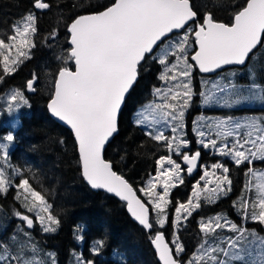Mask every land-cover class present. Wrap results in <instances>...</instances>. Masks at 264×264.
I'll use <instances>...</instances> for the list:
<instances>
[{
	"label": "snow or ice",
	"instance_id": "obj_1",
	"mask_svg": "<svg viewBox=\"0 0 264 264\" xmlns=\"http://www.w3.org/2000/svg\"><path fill=\"white\" fill-rule=\"evenodd\" d=\"M33 7L45 10L50 8V4L46 0H33ZM237 8L230 23L216 20L212 12L208 11L203 14L202 22H197L195 27H188L198 18L190 0H114L103 11L80 15L68 25L71 47L67 59L74 61L75 70L68 67L59 69L47 107L54 117L71 127L78 144L83 178L92 188L106 189L125 201L129 213L146 229L151 230L154 226L149 218V207L137 196V190L123 175L114 171L113 164L104 158L106 142L118 131V113L126 94L137 81L138 66L167 40L168 34L174 30L187 29L177 40L169 41L157 57L158 62L165 66L159 78L177 83L164 93V104L150 105L145 110L149 115L158 112L160 120L169 123L176 121L172 132H182L185 109L193 95L191 76L194 65L189 63L187 55L190 37H194L198 46L191 60L205 73L224 65L246 63L258 44L264 42V0H244ZM36 23L37 16L29 12L12 25L11 35L0 37V66L3 74L15 72L24 60L31 58V50L35 47ZM51 36L53 39L56 37V30ZM169 56L175 57L174 63L169 64ZM2 79L3 76H0V80ZM37 80L34 73L32 79L27 81L26 88L34 91ZM155 92L160 94L161 89H155ZM28 104L23 91L15 90L9 96L7 111L12 112ZM148 120L149 116L141 112L136 123L145 124ZM152 120L160 122L155 116H152ZM209 127H214L217 137L222 138V146L218 149L221 155L231 156L238 166L245 162L250 165L246 175L251 179L245 184V191H254L255 199L242 197L239 208L250 215L252 220L264 224V170L251 167L255 160L264 162V117H252L244 122L228 118L217 120ZM194 130L201 137L199 142L203 147L216 148L217 140L205 141L203 137L206 133L200 130L199 125ZM147 134L156 141H164L170 153H180L181 148L189 144L182 135L167 137L162 131H156L154 135L151 131ZM229 137L233 138L231 146L227 142ZM0 139L8 142H0V150H6L14 141L12 134ZM4 155L7 157V151ZM199 157V151L191 156L182 154L189 174L197 167ZM156 164L155 176H151L138 191L148 197L152 210L156 213L155 223L163 227L168 220L166 209L171 202V189L177 186L175 181L180 184L184 181L181 177V165L171 154L160 156ZM211 169L204 170L193 185L186 202H177L173 220L177 231L173 233L171 246L166 242L163 232H157L152 238L162 264H229V257L232 260L244 259L238 243L246 230L223 216L201 220L199 229L208 236L216 233L217 229L230 227L239 235L227 240L228 247H221L218 243L209 244L205 240L188 259H181L180 254L186 250L178 235L181 221H186L194 210L201 207L202 196L208 202H214L219 195L231 190L229 168L216 163L211 165ZM219 169H222L221 175L216 174ZM201 181H205L203 188ZM11 183L3 168H0V193H7ZM210 184L215 186L210 188ZM16 187L21 190L17 192L16 199L21 200L27 212L35 213V219L43 225V231L55 232L60 221L52 214V205L47 202L45 195L35 190L26 178L20 179ZM158 187L162 192L157 191ZM16 215L29 228L33 226V218L29 215L20 212ZM102 243L96 242L97 245ZM92 250L97 252L99 248L94 246ZM221 254L226 259H221ZM77 259L80 261L79 257ZM9 261L34 264V261L22 258L19 253L11 255L6 246L0 245V264H8ZM80 264H92V261H80ZM260 264H264V258Z\"/></svg>",
	"mask_w": 264,
	"mask_h": 264
},
{
	"label": "trees",
	"instance_id": "obj_2",
	"mask_svg": "<svg viewBox=\"0 0 264 264\" xmlns=\"http://www.w3.org/2000/svg\"><path fill=\"white\" fill-rule=\"evenodd\" d=\"M112 1L46 0L50 8L37 12L34 10L33 0H0V37L6 38L11 35L12 25L21 20L25 14L33 12L37 16L35 47L31 50V58L24 60L17 70L9 75L3 74L0 66V76H3L0 80V138L4 137L5 130L9 129L13 132L15 128V135L18 137L15 144L7 148V157L1 154L0 163L2 162L8 179L12 176L11 167L25 169L23 177L29 180L35 190L45 195L47 202L52 205V214L60 221L55 232H44L43 228L37 229L36 226L28 229L16 216L17 212L33 216L32 213L27 212L21 200L16 199L19 190L9 187L7 193H0V245L6 246L11 255L15 256L19 253L22 258L34 261V264H41L40 259L44 260V264H53V260L55 264H80V261H92V264H157L148 238L159 230L163 232L166 241L171 242L170 231L174 228L175 206L178 201L185 202L190 189L191 179L185 178L183 184H178L171 190L169 196L171 202L166 209L168 220L163 227L155 223L153 210L150 209L149 218L154 226L145 233L128 218L122 203L100 191H91L87 188L79 175L77 155L70 133L57 125L46 113L45 103L49 97V88L59 67L56 63L57 57L52 58V52H55L57 46L51 42V34L56 30L55 38L65 43L67 37L65 28L75 16L97 12L110 5ZM202 1L204 7L199 6L197 0H190L193 10L198 13L196 22L200 21L205 12L210 11L216 20L229 23L230 16L238 10L237 5L244 3V0ZM44 47H46L45 51H48L46 55ZM149 58L148 55L138 66L137 81L126 95L118 115V131L103 151L104 158L113 164V170L124 176L144 202L146 198L138 189L152 173L155 159L161 151L158 141L147 135L132 118L135 109L148 100L149 91L160 85L156 81L159 65ZM39 67L44 68L49 79L44 82V91L35 90L33 94L28 95L25 93L24 81L34 71L41 72ZM200 79H207L208 82L220 80L218 88L223 85L228 88L231 85L260 86L259 102L253 100L252 96L250 98L252 105L260 108L248 109L258 118L264 117V98H262L264 97V42L252 52L243 68L224 70L209 77L199 76L193 69L191 85L197 94L207 86L204 84L200 89L196 87L198 81H204ZM14 87L23 91L29 104L8 112L3 107V94ZM197 94L191 99L185 116V133L191 141L193 135L188 130L194 116L191 115L198 112L200 107ZM230 99L233 100L232 97ZM215 111L222 113L221 116L239 115L233 110L231 113L221 108ZM12 124L16 127L14 128ZM0 142L6 143L2 139ZM235 165L229 164V170L232 171L231 190L219 195L214 202H208L202 196L201 207L192 212L188 219L189 228H193L191 222L195 223L199 218L217 214L225 215L240 226L239 217L244 216V212L242 214L239 209L237 213L235 206L236 200L244 198L243 179L245 175V181L247 180L246 171L249 166L245 162L241 164V167H246L245 171L237 172ZM246 216L249 215L245 214L244 217ZM263 226L264 224L255 221L251 224L246 223L241 228L245 229L254 240H258L264 238ZM252 233L255 235H251ZM178 235L186 249L180 256L182 260H186L185 257L195 244L188 238L185 245L180 230ZM211 237L212 241H209L211 244L219 241L220 246L225 248L227 240L233 238L234 233L228 231L223 234L225 241L220 240L219 233ZM207 239L209 240L210 237ZM97 241H102V245H97ZM94 246L98 247L99 251L93 252ZM222 256L221 254L220 258L225 259ZM249 257L251 258V255ZM262 257V254H258L259 260ZM231 263L238 264L236 260H231ZM8 264H18V262L9 261Z\"/></svg>",
	"mask_w": 264,
	"mask_h": 264
},
{
	"label": "rangeland",
	"instance_id": "obj_3",
	"mask_svg": "<svg viewBox=\"0 0 264 264\" xmlns=\"http://www.w3.org/2000/svg\"><path fill=\"white\" fill-rule=\"evenodd\" d=\"M197 4L199 6H201V7L205 6L204 2L202 0H197ZM227 9H225V11ZM185 31H187V29L184 30V31L182 30L178 34L169 37L167 40L164 41L163 44L159 45L155 49V51L153 52V54L151 56H149L150 57L149 58L150 61H155L156 64L159 65V69H158V72H157V77L158 78L156 79V81L160 85H159V87L152 88L149 91L148 100L143 102L141 105H139L137 107L136 111H134V113L132 114L133 122L136 125L140 126V128H142V130L146 134L151 131L153 133V135H154L156 133V131H162L164 133V135L167 136V137H172L173 135H182L185 139H187L186 138L187 134L185 133V116L187 114V109L188 108L185 109V116H184V120H183V124H184L183 130H182V132H178L176 134H174L172 132V130H171L172 127L176 124V121H171L169 123V122H167L165 120H160L158 112L157 113H152L151 115H149V112L145 111L146 109L149 108L150 105L151 106H155V105L164 104V102H165L164 99H163L164 93L167 91V89L173 87V85L175 83H177L176 81H166V80H161L159 78L161 73L164 71L165 66L158 62L157 57L161 54V49L163 47H165L169 41L177 40L180 36H182L184 34ZM11 34H12V32H11ZM51 42L57 46L55 52L54 53L52 52V58L56 59V57H57V62L56 63L59 66L58 68L70 67V60L67 59L68 55H67V46H66V44L61 42L60 40L58 41L57 38L53 39L52 36H51ZM189 44H190V47L188 48V51H187V55L188 56L192 52V40H191V37H190ZM45 48L46 47H44L43 49H44V52H45V55H46L48 53V51H45ZM174 62H175V57L169 56V64L174 63ZM189 63H190V61H189ZM146 64H148V62H146ZM39 69H40L41 72H39V70L38 71L36 70L33 73H31L28 76V78L25 79L24 84L28 80L32 79L33 74L35 73L36 76L38 77V80L34 84V89L37 90V91H39L40 89L44 91V87H45L44 86V84H45L44 82H45V80H48L49 77H48L47 72L44 71L43 67H39ZM52 80H54V78ZM200 80H204V81H198V84L196 85V87L198 86L199 89H200V88H202L204 86V84H207V86H206V88L203 91L199 92V94H197L196 91H193L192 98L195 97L196 94H197V97H199V101H200V107H199L198 112H194L191 115V116H193V115L194 116L192 117V119L190 121L189 128H188V130L193 135V143H192V145H190V140L187 139L189 141V144L187 146H185V147H182L181 150H180V153H176L175 151L170 153L168 148H167V146H166V144H165V142L164 141H158L159 148H160L161 151L158 153V155H157V157L155 159V162H154L153 171L148 177V179H149L151 176H155L156 170H157L156 161L159 159V157L171 154L172 158L174 160H176V162L181 165V169H182L181 177L183 178L185 176V174H184V169L185 168L182 166V163H181L182 154L187 153L189 155L190 153H195V152L199 151L197 146H200V148H202L203 150H206L205 153H202V154L200 153L199 164L197 166L198 170H196L195 174L192 176L193 178H192V180L190 182V189H189V192H188V195H187V198H186L185 202L188 200V198L191 195L193 185L195 184V182L197 180L200 179V176L203 175V172H204L205 169H207L208 171H211L212 170L211 169V165L216 164V163H220V164H222L223 166H225L227 168H229V164H230V166L235 164L231 156H225V155H221L220 154L218 149H219V147L222 146V143H221V139L222 138H218L217 135H216V129L214 127H209V125H214L215 121H217V120H224V119H228V118H231L233 121L244 122V121H246L249 118L257 117V115H253L248 108H260V106H253L252 102H251V99H250L251 96H252L253 100H257L259 102L260 95H261V87L260 86H257V87L254 88L250 84L249 85H231V87L228 88L227 86L223 85L222 87L218 88V87H214V85L219 86V84L221 83L220 80H211L210 82H208L209 80H207V79H200ZM185 82H187V81H185ZM49 89H50V91H49V95H50L51 92H52V85H51V88H49ZM155 89H161V93L157 94L155 92ZM15 90H18V89H16L14 87V88L8 90L7 92H5L3 94V96H4L3 97V103H4L3 107H4V109L6 111L8 109L9 96ZM192 90H193V87H192ZM201 94H204V95H201ZM206 97H207V99H206ZM231 97L233 98V100L230 99ZM236 101H239V103H237ZM190 103H191V100H190ZM190 103H189V106H190ZM231 104H232V106L229 108V106ZM216 108L225 109V110H227L226 112H229V113H231V110H233L235 114H239V115L236 116V117H230V114H227V115L225 114L224 116H221L222 113H216L215 110H211V109H216ZM141 112H144L145 116H149V120L145 124H137L136 123V120L138 119V116H139V114ZM214 115H216V116H214ZM152 116H155V118L157 120H159L160 122L159 123L153 122ZM198 125L200 126V130L204 131L206 133L205 137H203V139L205 141H207L208 139H216L217 140L216 148H212V147L205 148L199 142L201 140V137H199L197 135L196 131L194 130ZM12 126L14 128L16 127L14 124H12ZM14 130H16V128ZM14 130L12 132L11 130L7 129V130H5L3 132L4 137L7 136L8 134H12L13 137H14V141L9 144V148H11L15 144L17 139H18V137L15 135V131ZM232 140H233L232 137H230V139L227 138V142L229 143V146H231ZM6 143H8V142L6 141ZM6 150H0V156H1V154H4V152ZM246 164L250 167V165L247 162H246ZM0 166H1L0 168L4 167L2 162L0 163ZM234 167L237 168V172H240V171L244 172L245 169H246L245 166L241 167V165H239V166L235 165ZM251 167H253L254 169H257V170H264V163H262V161H260V160H255L253 162V164L251 165ZM24 171H25V169H14V168L11 167L12 176H11V179H9V180H11L12 183H11L10 187L13 188V189H16V191L18 190L16 185L19 184L20 179L24 178L23 177ZM231 173H232V171L229 170L228 176H229L230 179H231ZM216 174L217 175H221L222 174V169L217 170ZM148 179L145 182L143 181L141 187H144L146 185ZM249 179H251V178L249 176H247V180L245 181V175H244L243 187L249 181ZM175 183L177 185L180 184L178 181H175ZM204 183H205V181H201V188H203ZM214 186H215L214 184H210L209 185L210 188L214 187ZM19 191H21V190H19ZM157 191L158 192H162V189L158 187ZM242 191H244V193H243L244 199H249V200L255 199V192L254 191L249 192V191H245V189H243ZM142 195H144V194L142 193ZM145 198H146L145 201L150 206V209H152L151 204L149 203L148 197L145 196ZM239 201L240 200H236V206L235 207H237V213L239 212V209H240L239 208V204H238ZM241 212L243 214L244 211L241 210ZM32 214H33V216H30V214H29V216L33 218L34 223H33V226L31 228H29V229H32L35 226H36L37 229L43 228V225H41L39 223V221H37L35 219V215H34L35 213H32ZM153 214H154L155 220H156V213L154 211H153ZM215 216H223L228 221L234 223V221H232L231 219H229L228 217H226L225 215H222V214L210 215V216H207V217H204V218H199V219L196 220L195 223L191 222V224L193 225V228H189V222H188L189 217H188V219L186 221H183V220L181 221L180 227H179L178 230H180L182 232V238H183V241L185 242V245H187L188 238L191 239V242H193V244H195L194 247L189 251L188 256L185 257V259H188L189 256L193 253V251L196 250L197 247L202 242H204L205 240L209 244H211L209 242V241H212V237L211 236L216 235L217 233H219V238H220L221 241H225V239H224V237H222V235L226 234L228 231L229 232H233L235 238L239 235V233L231 230L230 227H222L220 229H217L216 233L208 235V236H205V234L201 233L200 229H199L200 221L201 220H205L206 221L208 218L215 217ZM244 216H245V212H244ZM249 216L243 217L241 215V217H239L240 225H244L246 223L251 224V222H255ZM18 218H20V217L18 216ZM173 220H174V215H173ZM237 226L239 228H241V226H239V225H237ZM263 229H264V226H263ZM174 231H177V230L172 228L171 231H170L171 241L173 240ZM207 237H210V239L208 240ZM216 240L217 239H215V242H216ZM217 243L220 245L219 241ZM213 244H214V242H213ZM170 246H171V242H170ZM227 247H228V244L225 246V248H227ZM238 249L241 250L240 254L244 257L243 260H236L238 262V264H242V263L243 264H250V261H251V264H260V263H256V262H260L261 261L258 258V254H262L263 255L262 258H264V238H261V239H258V240H254L245 231L243 238L238 243ZM248 254L251 255V258L249 257ZM222 257H224V256H222ZM227 259L229 260V264H232L231 263L232 259L230 257L227 258ZM40 262H41V264H44V260L43 259H40ZM77 264H79V263H77Z\"/></svg>",
	"mask_w": 264,
	"mask_h": 264
},
{
	"label": "water",
	"instance_id": "obj_4",
	"mask_svg": "<svg viewBox=\"0 0 264 264\" xmlns=\"http://www.w3.org/2000/svg\"><path fill=\"white\" fill-rule=\"evenodd\" d=\"M114 2V1H113ZM112 2V3H113ZM111 5V4H110ZM110 5H108V6H110ZM107 6V7H108ZM105 9V8H104ZM104 9H102V10H100V11H103ZM37 10V9H36ZM97 12H99V11H97ZM92 13H95V12H92ZM92 13H84V14H80V15H87V14H92ZM80 15H78V16H80ZM78 16H76V17H78ZM76 17H74L68 24H67V26H66V28H65V31H66V33H67V40H66V43H67V45L69 46V49H70V47H71V45H70V34H69V32H68V25L76 18ZM202 20H203V17H202ZM202 20H201V22H202ZM180 30H174L173 31V33H177V32H179ZM171 34V33H170ZM170 34H168V35H170ZM192 38V41H193V51L191 52V54L189 55V61L194 65V69L197 71V73L198 74H200V75H212V74H214L215 72H218V71H220V70H222V69H224V68H226V67H242L244 64H242V65H240V64H231V65H224V66H222L220 69H217V70H215V71H213V72H209V73H205V72H202V71H200L199 70V68H198V66H195V62H193L192 60H191V56L192 55H194V53H195V51H197L198 50V46L195 44V42H194V37H191ZM259 45V44H258ZM71 63H72V70L74 71L75 70V67H74V61H71ZM57 74H58V72H57ZM57 74H56V76H57ZM56 76H55V78H56ZM55 80V79H54ZM26 90H27V92L28 93H30L31 91H29L27 88H26ZM53 92H54V82H53V90H52V94H53ZM52 94H51V96H52ZM127 95V94H126ZM51 96H50V98L46 101V103H45V110H46V112H47V115L57 124V125H59V126H61L62 128H64L65 130H67L69 133H70V135H71V138H72V140H73V142H74V145H75V151H76V155H77V160H78V165H79V175H80V178H81V180L83 181V183L87 186V188H89L90 190H92V191H100V192H103V193H105V194H107V195H109V196H111V197H113L114 199H116L118 202H120V203H122L123 204V208H124V211H125V213H126V215L128 216V218L133 222V223H135L137 226H139V227H141L142 228V230L145 232V233H147V232H149V229H146V228H144L142 225H140L139 224V222L138 221H136L135 220V218L134 217H132V215L129 213V211H128V209H127V204H126V202L125 201H123V200H121V198L120 197H118V196H116L114 193H109L106 189H94V188H92L91 187V185L83 178V176H82V174H81V171H82V169H81V165H80V163H79V153H78V144H77V142H76V140H75V137H74V133H73V131L71 130V127L69 126V125H67L66 124V122H64V121H61L59 118H56V117H54V115L50 112V110L48 109V107H47V105H48V103H49V101H50V99H51ZM122 107V106H121ZM120 112V111H119ZM118 115H119V113H118ZM115 134L116 133H114L113 134V137L115 136ZM113 137H111V138H113ZM111 138L109 139V141L111 140ZM108 141V142H109ZM108 142H106V144L108 143ZM105 147H106V145H105ZM182 162L185 164V162L183 161V159H182ZM185 166H186V174L189 176V175H191L194 171H195V169L193 170V172L191 173V174H189L188 172H187V164H185ZM25 226L26 227H28L27 226V224H26V222H25ZM157 232H159V231H157ZM157 232H155L151 237H149L148 238V240H149V244H150V248H151V250H152V253H153V255H154V258H155V261L157 262V264H162V262L159 260V257H158V253H157V251H156V249H155V247H154V245L152 244V238L155 236V234L157 233ZM167 242V241H166Z\"/></svg>",
	"mask_w": 264,
	"mask_h": 264
},
{
	"label": "flooded vegetation",
	"instance_id": "obj_5",
	"mask_svg": "<svg viewBox=\"0 0 264 264\" xmlns=\"http://www.w3.org/2000/svg\"><path fill=\"white\" fill-rule=\"evenodd\" d=\"M198 150H199V152L201 153V151H200V149L198 148ZM191 154H193V153H190L189 155H191ZM202 154V153H201Z\"/></svg>",
	"mask_w": 264,
	"mask_h": 264
}]
</instances>
